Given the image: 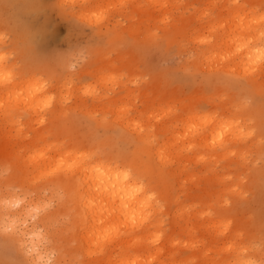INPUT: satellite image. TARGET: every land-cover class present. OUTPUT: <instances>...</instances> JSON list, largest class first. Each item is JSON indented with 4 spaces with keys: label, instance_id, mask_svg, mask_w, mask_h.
<instances>
[{
    "label": "rangeland",
    "instance_id": "rangeland-1",
    "mask_svg": "<svg viewBox=\"0 0 264 264\" xmlns=\"http://www.w3.org/2000/svg\"><path fill=\"white\" fill-rule=\"evenodd\" d=\"M139 3L78 0L61 5L60 0H0V33L10 50L7 57L19 73L31 72L20 78L17 90L28 78L37 79L45 88L42 114L59 105L75 114L76 132L71 139L114 141L124 151L130 145L118 136L106 140L104 129L91 125L84 116L106 118L117 125L130 122L132 128L141 125L151 131L166 121L170 127V119L198 117L199 122L210 120L218 127L240 122L250 132L243 139L246 144L236 148L241 151L190 153L172 166L178 203L163 206L162 222L152 231L157 241L144 243L147 248L140 246L138 256L128 251L138 257L137 264H264V94L246 85L231 86L233 80L221 69L223 63L234 62L224 57L229 37L237 38L245 20L264 17V0ZM79 11L86 16L81 19ZM114 33L120 38L110 41L108 35ZM238 81L244 83L242 78ZM48 124V120L40 124L0 120V146L4 144L24 160L42 155L48 145H65L67 139L61 135L34 142L36 133ZM174 126L169 130L175 131L177 139L185 135V123ZM158 136L162 144L172 135L162 131ZM1 159L0 193L10 184L5 159ZM49 188L28 190L27 196L49 198ZM57 203L52 197L48 211L53 213ZM37 220L29 218V227ZM64 220L58 216L54 225H39V229L59 231L68 225L69 220ZM6 239L7 235L0 234V264H32L29 251L20 253ZM44 242L51 256L48 263L90 260L77 256L75 242L69 245L64 239L58 260L57 249L50 241Z\"/></svg>",
    "mask_w": 264,
    "mask_h": 264
},
{
    "label": "bare ground",
    "instance_id": "bare-ground-1",
    "mask_svg": "<svg viewBox=\"0 0 264 264\" xmlns=\"http://www.w3.org/2000/svg\"><path fill=\"white\" fill-rule=\"evenodd\" d=\"M77 1L60 0V4L72 5ZM115 1L109 0V3ZM141 1L135 0V6H139ZM78 15L81 19L86 16L81 11ZM236 36L229 37L230 43H226L228 46L224 56L227 57L226 61L234 62L232 65L223 63L221 69L233 80L229 83L231 86L244 88L246 85L262 95L264 17L245 20ZM108 38L115 41L120 36L114 33ZM8 51L6 40L0 33V120L11 122L25 119L39 124L48 120L49 124L36 133L34 142L52 135L67 139L65 145H48L42 155L28 156L25 161L19 154L6 149L4 144L0 146V158L5 159L3 164L7 167L4 170L9 172L7 182H10L9 188L0 193V234L7 235L6 243L14 245L20 253L29 251L27 258L32 264H54L48 263L51 256L44 249L47 247L43 245L44 241H50L54 250L57 249L56 256L60 260L63 239L69 245L75 242L73 246L77 256L90 259L87 262L81 260V264H112L114 261V264L139 263L138 257H132L129 248L138 256L140 246L147 248L144 243L157 241L152 231L162 222L163 206L178 203L171 181L172 166L181 163L183 156L190 153L213 155L221 152L223 155L242 148L246 144L243 139L250 134L237 121L222 123L218 127L210 120L199 122L198 117L170 119V127H175L176 122L187 125L185 135L177 139V135H173L175 131L169 130L168 121L162 123L159 130L151 131L143 130L141 125L132 128L130 122L117 125L106 118L84 116L91 125L104 129L106 140H114L118 136L131 149L124 151L114 141L103 142L93 137L71 139L70 135L76 132V120L72 118L75 114L62 105L42 114L46 109L45 88L36 83L37 79L30 77L22 89L17 90L20 78L31 72L23 73L25 75L19 73L7 57ZM238 78H242L244 83ZM255 109L261 111L259 107ZM62 121L69 124L61 125ZM162 131H168L172 136L166 137L161 144L158 133ZM110 144L112 146L107 147ZM52 150L53 154L47 155ZM42 178L45 181H41ZM41 186L50 187L49 198L27 196L28 190L36 192ZM52 197L58 200L53 213L48 211ZM58 216H64V221L68 219V225L60 226L59 231H49L47 228L45 232V228H42V232L39 229L43 225H54ZM29 218L38 220L29 227ZM93 255L96 257L91 258ZM114 255L117 256L113 258Z\"/></svg>",
    "mask_w": 264,
    "mask_h": 264
}]
</instances>
